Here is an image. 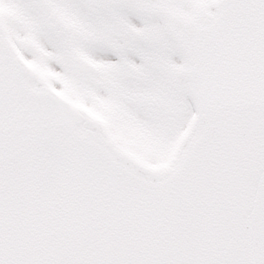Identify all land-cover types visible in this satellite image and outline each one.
<instances>
[{
  "label": "snow or ice",
  "instance_id": "snow-or-ice-1",
  "mask_svg": "<svg viewBox=\"0 0 264 264\" xmlns=\"http://www.w3.org/2000/svg\"><path fill=\"white\" fill-rule=\"evenodd\" d=\"M0 264H264V0H0Z\"/></svg>",
  "mask_w": 264,
  "mask_h": 264
}]
</instances>
